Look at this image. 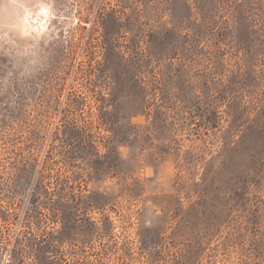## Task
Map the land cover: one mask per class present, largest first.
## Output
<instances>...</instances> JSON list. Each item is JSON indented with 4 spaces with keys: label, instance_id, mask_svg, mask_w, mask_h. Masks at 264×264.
I'll list each match as a JSON object with an SVG mask.
<instances>
[{
    "label": "rangeland",
    "instance_id": "rangeland-1",
    "mask_svg": "<svg viewBox=\"0 0 264 264\" xmlns=\"http://www.w3.org/2000/svg\"><path fill=\"white\" fill-rule=\"evenodd\" d=\"M0 264H264V0H0Z\"/></svg>",
    "mask_w": 264,
    "mask_h": 264
},
{
    "label": "clouds",
    "instance_id": "clouds-1",
    "mask_svg": "<svg viewBox=\"0 0 264 264\" xmlns=\"http://www.w3.org/2000/svg\"><path fill=\"white\" fill-rule=\"evenodd\" d=\"M40 14H41V15H45V16L47 15L46 12H41ZM27 21H28V17H25V23H26V25H27Z\"/></svg>",
    "mask_w": 264,
    "mask_h": 264
},
{
    "label": "bare ground",
    "instance_id": "bare-ground-1",
    "mask_svg": "<svg viewBox=\"0 0 264 264\" xmlns=\"http://www.w3.org/2000/svg\"><path fill=\"white\" fill-rule=\"evenodd\" d=\"M45 17H47V15Z\"/></svg>",
    "mask_w": 264,
    "mask_h": 264
}]
</instances>
